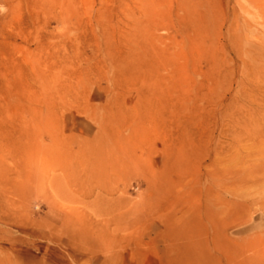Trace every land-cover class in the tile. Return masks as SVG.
Listing matches in <instances>:
<instances>
[{"label": "rangeland", "instance_id": "obj_1", "mask_svg": "<svg viewBox=\"0 0 264 264\" xmlns=\"http://www.w3.org/2000/svg\"><path fill=\"white\" fill-rule=\"evenodd\" d=\"M118 203L122 264H264V0H0V264Z\"/></svg>", "mask_w": 264, "mask_h": 264}, {"label": "bare ground", "instance_id": "obj_2", "mask_svg": "<svg viewBox=\"0 0 264 264\" xmlns=\"http://www.w3.org/2000/svg\"><path fill=\"white\" fill-rule=\"evenodd\" d=\"M67 179L70 185L83 191L81 196L82 207L88 208L89 204H87L84 199L92 197V195L95 194L94 188L89 186L90 177H87L84 181H79V178L70 176L67 177ZM95 182H97L98 187H103L102 181H94L93 183ZM58 190L62 192V190ZM95 197L98 198L100 195L96 194ZM117 201L121 203V197H119ZM119 203L107 204L103 209L97 210L95 214L98 217V222L90 224L84 222L83 229L75 235L74 238L70 236L73 239V244H81L84 246L85 252L90 255L88 258L89 264H122V255L124 253V247L122 245L123 240L126 241L125 238L122 239L123 234L126 233L129 222L132 220L133 223H135L137 219L142 216L143 212L136 207H129L127 210H124L123 206ZM68 214L75 219L82 218L79 212H69ZM167 225L163 223V226L167 229L166 231H169ZM162 236H164V234H162ZM148 239L151 241L155 240V238L152 237H148ZM136 240L139 239L136 238ZM139 253V250H131L128 256L130 258L136 254V256H138L136 260H139L141 257ZM69 256L71 257V255ZM134 264L137 263L135 262Z\"/></svg>", "mask_w": 264, "mask_h": 264}]
</instances>
